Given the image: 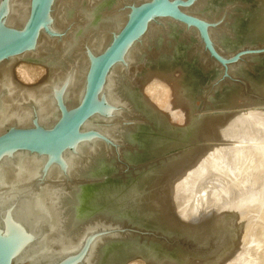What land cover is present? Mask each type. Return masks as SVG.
Wrapping results in <instances>:
<instances>
[{
    "label": "bare ground",
    "instance_id": "obj_1",
    "mask_svg": "<svg viewBox=\"0 0 264 264\" xmlns=\"http://www.w3.org/2000/svg\"><path fill=\"white\" fill-rule=\"evenodd\" d=\"M130 1L136 0H53L48 17V26L41 31L35 44L23 53L10 57L0 63V134L7 131L8 128H32L36 125L49 128L61 117L62 108L71 110L80 103L85 91L86 77L92 60L104 50L127 20L130 13V9L127 6ZM200 1L196 0V3L190 7H186L185 11L196 14L195 10L200 7L198 6ZM212 1L206 0L207 5L205 8H207L208 12L205 10L204 13L198 12L197 14L205 19H212L211 21L214 22L219 16L224 15L221 26H211L209 27V32L220 54L230 55L233 52L231 46L221 37L222 40L217 32H220L221 27L229 25V34L234 22L231 20L232 16H234V8H229L231 3H227L220 15L218 10L215 11L213 9L215 6L211 5ZM262 3L264 4V0L242 4L243 8H248L245 11L246 13L241 14V16L247 22L249 30L242 33L241 39L251 36L253 38L251 39L252 41L257 38H261L260 40L262 41L264 40V6ZM30 7L31 0H0V33L12 29L21 30L27 21ZM211 8L217 15L210 14L209 9ZM162 22H165V26H163L165 30L163 29L164 31H162H167L165 33L166 37H164L166 38L164 42L166 49L162 53H170L172 56L179 54L178 45L175 43L171 45V42L168 43L169 37L173 35L171 33L173 30H177L176 27H178L183 30L182 34L184 37L187 36L189 38L190 34L194 35V38L198 42L197 46L202 48L204 55L207 56L212 65L218 67L220 71L224 69L206 50L196 27H187L185 24H179L168 18L159 19L157 23H151L146 33L127 50L123 59L113 67L108 75L99 97V101L105 103L104 109L96 112L82 128V132L95 135L79 141L74 144L73 148L66 149L62 154V158L65 161V171L72 176L80 177L82 175H89L94 164L102 165L107 162L109 158H105L103 154V151H106L104 149L108 146L107 140L111 141V143L113 142V146L122 143L123 145L120 144L122 146L120 149L122 157H131L133 154H131V150L127 148L125 143L128 140L135 141L140 136V133H137L139 126H122L123 119L131 118V115H133L134 121L142 122L137 114L142 112L147 113L153 121L158 123L159 130L156 133L157 137L163 136L160 138L159 144L154 147V151L163 152L162 148H165L164 145H167L168 142H171V145H181L179 149L182 150L177 153L174 151L167 152L165 156H161V161L157 164L146 165L136 176L134 173L126 175L127 177L135 176L134 179L128 181L133 186L127 190L126 197L130 203L132 202L131 204L129 203V206L141 211L146 217H153L164 223H168L175 219L173 217L171 220L168 218L169 216L167 217V212L165 213L166 210H163L162 204L168 206L169 204L167 203H170V201L167 202L168 199L180 198L179 192L184 191L186 186H179V183L181 184L179 181L188 175L193 167V163L201 156V152L204 149H208L205 147V144L201 145L202 143H200L205 139L203 138L202 131L209 134L212 131V127H214L213 132L218 129H222L223 131L225 127H228L226 121L228 124V121L231 122V120H228L230 118L226 120L227 116L225 117L224 115H227L231 109L228 107L230 103L223 102L222 104L226 106H222L224 108L221 109V113H211L213 115L206 119L193 117L195 113L192 112L196 104L192 93L195 88L194 86L190 87L187 83L185 72L180 67L171 76L168 77L166 75L169 80L167 82L177 84L176 87L178 88L174 94L176 96L177 92V96L175 98L173 96H167L168 98L165 96L167 91L169 92L168 88H173V86L170 87L171 83L161 81V76H159L160 78L155 77L152 79L154 76L151 75V80L145 83V79L153 73H150L149 69L146 73L143 72L146 67H150V60L142 53L145 49L148 50V46L151 47L156 40L157 42L161 40L159 36V33H161L159 31L160 27L158 29L155 25L161 26ZM162 48L160 47V49ZM158 52H160V55L161 51ZM252 57L254 56L249 54L244 56L239 62L231 64L229 66L230 71L234 72L235 68L241 67L242 64L250 61ZM18 61L19 63L41 66L45 69L46 74H44L41 80L37 81L38 83L28 84L27 82H23L17 79L14 73V65ZM125 73L126 75H124ZM35 74H38V72H35ZM30 76L32 77V75ZM123 76L124 78L126 77V82L122 79ZM164 76L162 75L163 78H166ZM251 80L254 82L252 84V88H254H250L248 91L246 84L245 92L243 91L242 94L258 96L256 97V101H259L258 99L264 98L262 97L264 96V76L259 81L254 78ZM175 89L171 90V92ZM180 89L182 92H178ZM242 94L233 95L232 93L230 97H233L231 99L236 102ZM179 95H181L180 98ZM241 101L238 104L240 105L239 107L236 106L237 102L234 104L235 107L232 106L235 115L236 111L238 113L234 118L235 120L232 119V116H229L234 120V126L236 123L242 122L243 110L247 109H245L247 105L245 106L244 104L249 103L246 100L247 103L243 100ZM182 102L188 103L187 107L190 112L187 110L189 112L188 119L185 120L187 122L183 125H177L171 121V118H173L171 112H169L171 108L169 110L167 108L173 104L179 107L181 104H184ZM180 107L182 108V106ZM208 107L214 108L215 106H207L203 110L208 109ZM197 110L200 109L198 108ZM187 112L183 113L188 114ZM233 112L231 114L234 115ZM181 116L183 115H180V118ZM185 116L187 117V115ZM257 118L256 121L258 120ZM237 128L239 127L237 126ZM251 128L250 130H253ZM207 130L210 131L207 132ZM226 130L228 129L226 128ZM167 138L169 139L167 140ZM195 143H198V147L192 149V152L189 150L191 155L188 157L187 150L196 145ZM165 150L168 149L165 148ZM112 151L115 153L116 146ZM48 159V155L27 152H15L5 155L0 159V229H5V222L2 223L1 221L2 214L5 212V216L3 215V217L6 220L10 217L9 219L12 220L16 227L23 228L25 233L35 234L36 232L47 231L46 237L41 240L42 244L39 243L36 247V249L44 250V255L47 256L46 259L59 246L65 247V242L81 229L79 225L81 216H79V219L78 217L75 218L77 214L74 211H70L71 207L69 205L72 202L74 204L75 199H77L79 193V190L77 191L75 188L77 184H63V168L55 164L48 169L46 175L43 177V182H40V177L43 175L42 169ZM123 165L121 164L120 166ZM100 168L102 167L100 166ZM202 169H204V166ZM101 171V174H103V169ZM55 178H60L61 180L55 181ZM201 178L199 181H201ZM188 194L190 193L188 192ZM174 200H177V198ZM195 203H193V206L191 204L192 207L191 211L189 210L188 216L190 214L191 217H194L191 214L194 215L193 211L197 209V204L195 205ZM107 206L109 205L104 206L107 214L103 213L105 214L103 217L114 215V211L110 210ZM9 210L11 215H8ZM35 210L39 211L40 216L43 213L45 214L43 217L44 223L41 224L39 220L33 221L35 219ZM185 211L188 212V210ZM175 213L173 215L177 216ZM188 216L186 215V217ZM190 218H187V220L189 219L190 221ZM185 219L181 220L178 218V220H181L185 224V228L196 227L195 225H191L192 222H188ZM226 226L227 224L221 226L219 232L223 233ZM129 238H127L129 246L126 249H132V254H126L123 258L121 256L117 258L114 256L112 264H120L121 262L123 264H140V259L144 260L146 264L148 262V264H178V262L170 258L151 256V252L148 255H144V249H140L138 243ZM98 249L95 253V258L92 261L89 259V264H92L91 262L93 261L95 263L96 256L98 255L102 259L112 261V256L116 251L115 247H112L110 250L103 247L101 252ZM137 254L143 255L145 258H134ZM131 256H133L132 259H130ZM23 257L18 262L23 259V263L21 262L20 264H30L28 257Z\"/></svg>",
    "mask_w": 264,
    "mask_h": 264
},
{
    "label": "rangeland",
    "instance_id": "obj_2",
    "mask_svg": "<svg viewBox=\"0 0 264 264\" xmlns=\"http://www.w3.org/2000/svg\"><path fill=\"white\" fill-rule=\"evenodd\" d=\"M250 2L255 3L257 2V0H213L211 2V5L215 6L214 8H212L215 11L218 10L220 15L222 13V10L224 11L227 3H231L229 8H234V16H232L231 18V20L234 21L232 23L233 27L231 26L232 31L230 30L228 34L230 26L226 25L221 27L220 32H217L218 36L220 38H224V40H226L233 49H236V47L241 44L242 33L249 30V27H247L248 24L244 21L241 14L246 13L245 11L248 10V8H243L242 4ZM206 3V0L200 1V4H198V6L200 7L195 10L196 14L198 12L204 13V11L207 9L205 8V6L207 5ZM212 8L209 9L210 14L213 13L212 15H217V13L212 10ZM206 12L208 11L206 10ZM223 17L224 15L222 14V16H219L215 22L211 21L212 19L206 20L211 24L212 27H216L221 26ZM155 26L158 29L160 27L159 31L161 33H159V36L161 40L159 42H157L156 40V42L151 47L148 46V50L145 49L142 53L150 60V67H146L143 72L146 73V71L149 69L151 71L150 73H153L145 79V83L149 82L152 76H154L152 79L161 76V81H164L166 83L168 80L166 75L168 77L171 76V74H173L178 68V61L181 60L186 68L191 69V73L194 76V78H191V76L185 77L190 87L196 86V83L199 82L202 86H204L205 89L203 90L202 98L198 96V92L196 93L195 89L192 93L193 97H195L196 104L195 109L192 112L195 113L193 114V117L206 119L213 115L211 113L217 114V112H214L215 110L224 108L222 106L226 105H223V102H228L230 103V106L228 107L231 110L230 112L228 111V114L224 116H227V118H225L226 120L230 118L228 120H231V122L228 121V124L226 121V124L229 127H225V129H228L226 131L225 129H223V131L222 129H218L214 130L213 132L214 127H212V131L207 130V132H211L209 134L202 131V135L204 136L203 138L207 140L204 139L206 142L202 140V142L200 143H202L201 145L205 144V147H207L208 149H204V152H201V156L196 159V162L193 163L192 166L194 168L192 167L193 169L191 168V171H189V177L187 175L182 178L184 180L181 179V181H179L181 182V184L179 183V186H186L184 191L179 192L180 198L176 197L177 200H174L176 198L168 199L167 202L170 201V203L167 204H169L171 207L169 205L164 206V204H162L163 210H166L165 213L167 212V217L169 216L168 218L170 219L174 217L173 219L175 220L164 223L158 219L149 217L148 220L143 221V226L154 228L155 230L153 231L157 235H150L143 232L133 234V236L129 239L135 241L140 245H147L150 251L154 252L156 256H159L160 258L173 259L175 260V262H178V264H264V98L258 99L259 101H256V97L258 96L245 93L242 94L243 91L245 92L246 84L248 86V91L250 90V88H252V84H254V82L251 80L252 78L257 81L263 78L264 58H255V60H252L251 58L250 61L245 62L241 65V67L239 66L235 68L234 72L229 71L227 75H224V71H220L218 67L212 65L207 56L204 55L202 48L200 46H197L198 42L197 39L194 38V35L190 34L189 38H187V36L184 37V35L182 34L183 30L178 27H176L178 31L173 30V32L171 33L173 35L169 37L168 43L171 42V45L173 43L178 45L176 46L179 50V57L176 58L170 55V53L168 54L166 52L162 53L166 49V47H164L166 38L164 37H166L165 33L167 31L163 32L165 30V28L163 27L165 26V22L161 23L162 28L160 25ZM160 47L163 48L160 49ZM158 51H161L160 55V52ZM260 61H262L260 65H256V62ZM16 63L18 64L19 61ZM17 64L14 65L15 76L17 77V79H20L23 82H27L28 84L38 83L37 81L41 80L44 74H46L45 69L41 66L24 64L22 62H20L18 66ZM35 72H38V74H35ZM30 75H32V77ZM124 75H126V73ZM162 75H165L164 77L166 78H163ZM122 79L125 82L127 81L126 77L124 78V76ZM172 83L170 84V87L173 86V88H168L169 92L167 91V94L165 96H173L175 98L177 96V92L176 96H174V94L178 87H176V83H173V85ZM173 89L175 90L171 92V90ZM180 90L178 92H182V90ZM232 93L233 95L242 94L239 99L240 101L238 100L239 102L236 100V103L235 100L231 99L233 98L230 97ZM180 97L181 95H179V98ZM214 97L217 98V100L222 99L221 103L216 109H211L209 107L206 110L201 109V107H203V102L207 104L208 100ZM241 100H246L249 103L245 101L247 104L244 105H247L245 107V109H247L243 110L244 113L241 119L242 122L236 123L234 126V118L238 113L236 111L235 115L233 107H235V103L236 106L239 107L240 105L238 104L242 102ZM182 103L185 104L180 105L182 106V108L180 106H175L174 104L167 108V110L171 108L169 110L173 117L171 118V121L172 123H175L177 125L185 124L187 122L185 120L188 119V115L190 112L187 107L188 103ZM175 107H177L178 109ZM198 108L200 110H197ZM187 110H189V112H187ZM182 111L184 113L187 112L188 114H184ZM232 112L234 113V115L231 114ZM218 113L221 112L219 111ZM180 115L183 116H181L180 118ZM185 115H187V117ZM229 116H232V119L234 120H232ZM255 116L256 118L258 117L257 121ZM131 120L134 121L133 115H131V118H124L122 126H126V122ZM231 125H233L234 127ZM237 126L239 128H237ZM250 127H252L251 129L253 130H250ZM195 144L196 145H193L192 148H189L187 150L188 157L191 155L190 153L192 152V149L198 147V143ZM107 145L108 146L104 149L106 151H103L105 158H109L107 159V161H116L120 166L121 164L118 161V158H120L118 157L119 154L116 155V153L112 151L115 146H113L112 143L109 142ZM181 150L182 149H177L174 152L177 153ZM206 151L209 153H207ZM204 159L206 160L204 161ZM200 164L204 165L201 166ZM203 166L204 169H202ZM120 170H118L119 176L123 177V175H126V172L122 171V168ZM62 175L64 177L62 179L63 184H78V182H82L86 178V176L84 175L80 177L72 176L66 171H64ZM200 178L201 181H199ZM58 180L60 181L61 179L57 178L55 181ZM188 192L190 194H188ZM198 200H200L201 202ZM195 201L197 202L195 203ZM193 203H195V205L197 204V209L193 211L194 215L191 214L194 217H191L189 214V216L191 217L190 218L188 216V213L189 210L191 211V207L194 205ZM185 210H188V212ZM173 212H176L175 214H177V216H174ZM186 215L188 217H186ZM182 216H185L186 219ZM178 218H180L181 220H187V218H190L191 220L189 221L188 219L187 221L192 222L191 225H195L196 227L190 228L188 226L189 229L185 228V224H183L181 220H178ZM225 224H227V226L224 229L223 233L219 232L220 227ZM139 261L140 264H146L144 260L140 259Z\"/></svg>",
    "mask_w": 264,
    "mask_h": 264
},
{
    "label": "water",
    "instance_id": "obj_3",
    "mask_svg": "<svg viewBox=\"0 0 264 264\" xmlns=\"http://www.w3.org/2000/svg\"><path fill=\"white\" fill-rule=\"evenodd\" d=\"M52 3L53 0H31L29 15L24 27L21 30L12 29L0 33V63L23 53L35 44L41 31L48 26ZM195 3L196 0L130 1L127 6L130 9L127 20L104 50L92 60L80 103L71 110L62 108L61 117L49 128L38 125L32 128H8L7 131L0 134V159L15 152L48 155L49 159L42 169L43 175L40 177V182H43V177L54 164L59 165L65 171L63 152L73 148L74 144L79 141L95 135L82 132V128L96 112L104 109L105 103L100 102L99 97L109 73L123 59L127 50L146 33L149 25L159 19L168 18L179 24H185L187 27H196L206 50L224 67V75L229 73L231 64L239 62L246 55L252 54L254 56L252 60L264 58V42L260 40L261 38L252 41L251 36V38L242 39L241 44L236 49L231 47L233 52L230 55L220 54L210 36L209 27L211 24L205 18L185 11L186 7ZM261 42L263 43L261 44ZM174 57L178 58L179 56L176 54ZM261 62H256V65H260ZM178 64V67L183 68L185 77L194 78L191 69L186 68L181 60L178 61ZM194 88L195 92H198V96L202 98L204 86L197 82ZM209 100L207 104L203 102L201 109L207 106H215L211 109H216L222 101V99L217 100L215 97ZM219 111L221 112V109L214 112L218 113ZM137 115L142 122L132 120L126 122L127 126H139L137 133H140V136L135 141L128 140L125 143L133 155L122 157L120 149L123 144L115 145V153L116 155L119 154L118 161L120 164H124L123 167L113 160H108L102 165L94 164L90 174L75 186L79 193L74 204L72 202L69 205L70 211L77 214L75 218L78 217L79 219L81 216L80 231L65 242V247L59 246L46 259L44 250L36 249V247L37 244H42L41 240L46 237L47 231L36 232L35 234L25 233L23 228L16 227L9 219L10 217L6 220L3 217L5 212H3L1 221L2 223L5 222V229H0V264L23 263V259L18 262L23 256L28 257L30 264H89L88 262L95 258L98 248L101 252L103 247L109 250L115 247L116 251L112 256V261L102 259L98 255L95 263L94 261L91 262L92 264H112L114 256L123 258L126 254H132V249H126L129 246L127 243L129 235L132 237L133 234L143 232L157 235L153 231L154 228L143 226V221L148 220V217L141 211L129 206L132 202H129L126 195L127 190L133 184H129L128 181L134 179L146 165L157 164L161 161V156L181 148V145H171V142H168L167 145H164L168 150L164 151L165 148H162L164 153L154 151V147L159 144L160 138L163 137L158 138L156 135L159 130L158 123L153 121L147 113L142 112ZM107 142L111 143L109 140ZM121 168L122 171L126 172V175L134 173L135 176H119L118 170ZM102 169L103 174H101ZM105 205H109L107 207L114 211V215L103 217L105 215L103 213H106ZM9 214L10 210L8 211ZM34 215L33 221L39 220L41 224L45 222L44 213L40 216L39 211L35 210ZM28 217H26L27 220L30 218ZM138 247L144 249V255L151 252L147 245L138 244ZM154 255L156 256L154 252H151V256ZM138 257L145 258L139 254L134 258ZM132 258L133 256L130 257V259Z\"/></svg>",
    "mask_w": 264,
    "mask_h": 264
}]
</instances>
